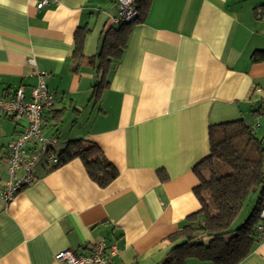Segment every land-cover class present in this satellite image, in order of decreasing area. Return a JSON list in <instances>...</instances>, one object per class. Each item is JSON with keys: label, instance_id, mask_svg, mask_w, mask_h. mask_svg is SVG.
I'll return each mask as SVG.
<instances>
[{"label": "crops", "instance_id": "1", "mask_svg": "<svg viewBox=\"0 0 264 264\" xmlns=\"http://www.w3.org/2000/svg\"><path fill=\"white\" fill-rule=\"evenodd\" d=\"M263 10L264 0H150L104 73L98 54L118 0L42 9L3 0L0 96L23 87L28 100L43 73L55 95L43 128L49 153L92 141L118 175L100 187L79 158L55 167L42 156L33 181L7 203V146L25 123L0 118V264H58L57 252L88 255L103 239L119 249L113 264H159L169 235L200 210L194 167L209 154V127L241 119L264 148V60H252L264 51ZM237 264H264V240Z\"/></svg>", "mask_w": 264, "mask_h": 264}, {"label": "trees", "instance_id": "2", "mask_svg": "<svg viewBox=\"0 0 264 264\" xmlns=\"http://www.w3.org/2000/svg\"><path fill=\"white\" fill-rule=\"evenodd\" d=\"M135 4L137 17L133 23L110 25L105 32L98 54L104 73L112 60L121 56L131 26L144 19L150 0H136ZM83 40V37L76 35V57H82ZM252 60L263 61L264 51L254 52ZM101 87L96 86V97ZM74 158L82 161L88 176L100 187H106L118 175L117 169L92 141L70 142L58 154L55 167ZM217 163L228 170L217 174ZM194 171L199 179L194 193L200 202V210L186 218L180 230L169 235L168 240L173 246L159 264H184L188 258L216 264H237L258 241L256 225L259 211L264 206L262 143L255 137L253 129L241 119L212 125L209 127V154L194 167ZM254 190L259 192L253 208L244 222L234 227Z\"/></svg>", "mask_w": 264, "mask_h": 264}, {"label": "built area", "instance_id": "3", "mask_svg": "<svg viewBox=\"0 0 264 264\" xmlns=\"http://www.w3.org/2000/svg\"><path fill=\"white\" fill-rule=\"evenodd\" d=\"M136 0H118V12L110 21L112 26L130 24L136 20ZM54 0H35L37 9L50 5ZM54 93L49 91L44 81V74L37 75V83L31 89L27 100L23 87L15 91L13 97L0 96V118L22 120L25 124L21 132L11 139L7 146L6 163L9 179L2 187L1 196L5 202H11L15 194L25 185L30 184L33 170L41 157L56 164L57 157L49 153L50 141L43 136L45 126V112L52 107ZM261 113L264 116V96L261 98ZM31 145V146H30ZM23 171L18 176V171ZM259 220L256 225L258 241L264 240V206L259 211ZM119 249L114 243L103 239L95 243L90 254H77L70 249L57 252L54 261L58 264H113Z\"/></svg>", "mask_w": 264, "mask_h": 264}, {"label": "rangeland", "instance_id": "4", "mask_svg": "<svg viewBox=\"0 0 264 264\" xmlns=\"http://www.w3.org/2000/svg\"><path fill=\"white\" fill-rule=\"evenodd\" d=\"M228 168L226 166H224L221 163H217V174H222L224 171H227ZM259 190H254V192H252L250 194V196L247 198L246 203L240 213V215L238 216V218L236 219L235 223H234V227L241 225L244 220L247 218V216L249 215V211L251 210V205L254 202L255 196L258 194Z\"/></svg>", "mask_w": 264, "mask_h": 264}, {"label": "clouds", "instance_id": "5", "mask_svg": "<svg viewBox=\"0 0 264 264\" xmlns=\"http://www.w3.org/2000/svg\"><path fill=\"white\" fill-rule=\"evenodd\" d=\"M3 2V0H0V3H2Z\"/></svg>", "mask_w": 264, "mask_h": 264}]
</instances>
